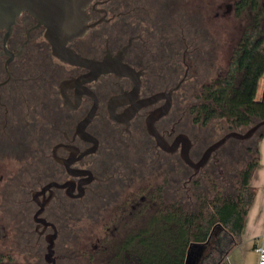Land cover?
<instances>
[{"label": "flooded vegetation", "instance_id": "obj_1", "mask_svg": "<svg viewBox=\"0 0 264 264\" xmlns=\"http://www.w3.org/2000/svg\"><path fill=\"white\" fill-rule=\"evenodd\" d=\"M237 2L93 0L60 51L29 11L0 30V264H140L157 217L235 194L257 134L182 152L228 134L190 111Z\"/></svg>", "mask_w": 264, "mask_h": 264}, {"label": "trees", "instance_id": "obj_2", "mask_svg": "<svg viewBox=\"0 0 264 264\" xmlns=\"http://www.w3.org/2000/svg\"><path fill=\"white\" fill-rule=\"evenodd\" d=\"M243 13L251 24L233 52L227 73L203 84L192 100L194 123L206 129L211 139L233 131L246 132L264 120V94L258 100L264 77V0H238L236 17ZM256 137L255 148H248L254 153L246 163L238 164L241 169L237 170L235 194L223 195L222 187L216 198L206 197L189 212L180 207L157 217L151 235L142 241L140 264H186L193 246L197 247L198 264H226L242 242L245 220L256 197L251 183L264 128Z\"/></svg>", "mask_w": 264, "mask_h": 264}, {"label": "water", "instance_id": "obj_3", "mask_svg": "<svg viewBox=\"0 0 264 264\" xmlns=\"http://www.w3.org/2000/svg\"><path fill=\"white\" fill-rule=\"evenodd\" d=\"M93 0H0V30L6 29L11 32L12 27L17 23L19 16L23 11H29L47 28V38L58 51L65 45L67 41L72 39L77 34L83 32L84 27V8L87 7ZM58 36L61 41L56 40ZM63 59L72 62V56L66 57L61 55ZM262 128H264V120L250 127L246 132L233 131L226 134L223 138L212 144L205 152L199 162H195L190 157V148L192 144L182 152V158L195 170V173L206 166L212 153L219 150L230 139L246 141L251 139ZM160 142V137L152 131ZM178 141L175 143L176 148ZM190 249L187 255L186 264L193 255L194 248Z\"/></svg>", "mask_w": 264, "mask_h": 264}, {"label": "crops", "instance_id": "obj_4", "mask_svg": "<svg viewBox=\"0 0 264 264\" xmlns=\"http://www.w3.org/2000/svg\"><path fill=\"white\" fill-rule=\"evenodd\" d=\"M258 150V167L251 183L256 197L245 220L242 242L230 253L226 264H259L257 250L264 248V137L258 142Z\"/></svg>", "mask_w": 264, "mask_h": 264}, {"label": "rangeland", "instance_id": "obj_5", "mask_svg": "<svg viewBox=\"0 0 264 264\" xmlns=\"http://www.w3.org/2000/svg\"><path fill=\"white\" fill-rule=\"evenodd\" d=\"M249 24H251V20L246 13H243L239 18H237L234 14L222 16L220 21L219 36H215L216 39L220 40V46L217 48L216 59L213 61V54L206 55L207 61L204 68L205 77L202 79L201 83H199L198 89L203 84H207L219 76L227 73L233 52L237 48L246 26ZM263 94L264 78H262L259 83L258 100L262 98ZM223 135H219L214 139L217 140ZM240 169L241 166H238V170ZM196 249L197 247L194 249L193 255L189 260V264H198L197 252L195 251Z\"/></svg>", "mask_w": 264, "mask_h": 264}, {"label": "built area", "instance_id": "obj_6", "mask_svg": "<svg viewBox=\"0 0 264 264\" xmlns=\"http://www.w3.org/2000/svg\"><path fill=\"white\" fill-rule=\"evenodd\" d=\"M257 252L259 254V264H264V248H259Z\"/></svg>", "mask_w": 264, "mask_h": 264}]
</instances>
